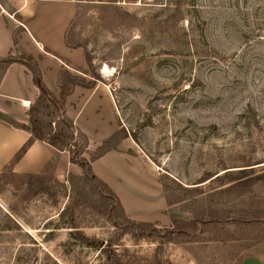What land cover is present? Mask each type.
<instances>
[{"label": "rangeland", "instance_id": "1", "mask_svg": "<svg viewBox=\"0 0 264 264\" xmlns=\"http://www.w3.org/2000/svg\"><path fill=\"white\" fill-rule=\"evenodd\" d=\"M74 1L67 41L86 65L73 82L112 92L122 132L104 149L158 167L172 224L131 227L84 173L7 172L0 264H264V0ZM41 103L26 126L64 130L88 161L100 153Z\"/></svg>", "mask_w": 264, "mask_h": 264}, {"label": "crops", "instance_id": "2", "mask_svg": "<svg viewBox=\"0 0 264 264\" xmlns=\"http://www.w3.org/2000/svg\"><path fill=\"white\" fill-rule=\"evenodd\" d=\"M0 0V60L8 64L0 77V113L28 125L31 111L43 103L34 76L20 63L35 61L40 78L52 96L61 102L62 119L72 123L88 140L87 150L102 146L120 135L112 92L106 85L84 87L74 83L86 65L82 49L68 44V33L78 4L74 0H15L12 10ZM68 90L62 99V92ZM54 107V106H53ZM56 108V107H55ZM100 182L117 197L133 222L169 227L172 219L161 181L162 173L147 155L134 148H117L90 163ZM18 179L51 174L59 180L83 176L71 162L70 153L33 138L21 128L0 121V176ZM3 208V206L1 205Z\"/></svg>", "mask_w": 264, "mask_h": 264}, {"label": "trees", "instance_id": "3", "mask_svg": "<svg viewBox=\"0 0 264 264\" xmlns=\"http://www.w3.org/2000/svg\"><path fill=\"white\" fill-rule=\"evenodd\" d=\"M22 64H24L28 70L33 74L34 76V83L35 85L40 89L41 91V98H47L49 100V102L56 108L62 109L61 107V102L60 101H57L53 96L52 94H50V92H48V90L45 88V86L43 85L42 81H41V78H40V73L37 69V66H36V63L34 60H32L31 58H22L20 60ZM0 62H2L5 67L10 64V63H13V62H19L17 60H13V59H6V60H0ZM82 85V84H80ZM84 87H91V85H82ZM68 93V90L67 89H64V91L62 92V99L66 97ZM34 112H37L36 109H33L31 111V113L33 114ZM0 121H3L13 127H17V128H21L23 130H26L28 131L29 133L32 134L33 138L36 139V140H39V141H43V142H46L48 144H50L51 146L55 147V148H58L60 150H66L70 153V157H71V162L73 164H76L78 165L79 167L82 168L84 174L86 175H89L93 181H95L96 183H99L101 184L105 189L106 191L109 192L110 194V197L120 206L121 210H122V207L117 199V197L111 192V190L105 185L103 184L102 182H100L98 180L97 177H95L90 169V163L95 160V159H98L99 157H101L102 155H104L106 152L112 150H105L104 147L106 145H108L110 143V141H107L105 142L102 146H100V148L98 150H100V153H98L95 157L92 158V160H87L86 158H84V153H81V152H73L72 151V148L74 149V146L71 145L68 146L67 145V140H69L68 138V135L67 133L64 131V130H61L60 132H58L57 134H54V135H46L45 132L42 130V128H40V125H39V122L37 120H31L30 121V127L24 125V126H18V124L12 120H10L9 118L5 117L3 114L0 113ZM62 124L64 125V127L70 131L74 130V127L72 125L71 122H69L68 120L66 119H63L62 120ZM82 136V138L84 139V142L86 143L87 145V148H88V140L86 138L85 135L83 134H80ZM76 148V147H75ZM86 148V149H87ZM76 150L78 151V149L76 148ZM123 211V210H122ZM124 212V211H123ZM128 224L131 226V227H151L153 225H150V224H143V223H137V222H133L129 219V222ZM97 247H99L100 249H102V251L105 250V245L104 243H101L99 245H97Z\"/></svg>", "mask_w": 264, "mask_h": 264}, {"label": "bare ground", "instance_id": "4", "mask_svg": "<svg viewBox=\"0 0 264 264\" xmlns=\"http://www.w3.org/2000/svg\"><path fill=\"white\" fill-rule=\"evenodd\" d=\"M103 72L104 73H107L108 72V69L107 68H104Z\"/></svg>", "mask_w": 264, "mask_h": 264}, {"label": "built area", "instance_id": "5", "mask_svg": "<svg viewBox=\"0 0 264 264\" xmlns=\"http://www.w3.org/2000/svg\"><path fill=\"white\" fill-rule=\"evenodd\" d=\"M53 125H54V123H53Z\"/></svg>", "mask_w": 264, "mask_h": 264}]
</instances>
